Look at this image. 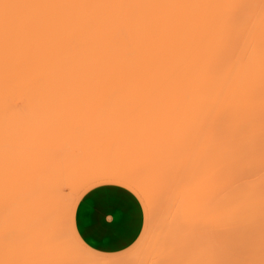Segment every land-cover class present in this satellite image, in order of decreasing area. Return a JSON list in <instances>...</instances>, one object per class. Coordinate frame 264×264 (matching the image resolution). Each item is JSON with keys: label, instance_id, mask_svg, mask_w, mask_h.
Listing matches in <instances>:
<instances>
[{"label": "bare ground", "instance_id": "6f19581e", "mask_svg": "<svg viewBox=\"0 0 264 264\" xmlns=\"http://www.w3.org/2000/svg\"><path fill=\"white\" fill-rule=\"evenodd\" d=\"M83 99H177L179 158L74 177L29 125ZM107 178L142 193L151 227L106 260L68 216ZM0 264H264V0H0Z\"/></svg>", "mask_w": 264, "mask_h": 264}, {"label": "rangeland", "instance_id": "374dc122", "mask_svg": "<svg viewBox=\"0 0 264 264\" xmlns=\"http://www.w3.org/2000/svg\"><path fill=\"white\" fill-rule=\"evenodd\" d=\"M67 101H61V104L59 102H46L45 107H42V109L44 108L43 111L45 112L42 111L41 113L43 114H37L35 117L37 121L35 119L31 120L33 122L30 121V123L34 125L32 126L30 124L29 126L32 129L44 127L47 130V135H49L48 132L51 135H53L55 132V136L57 134V137L54 135L53 137H55V139L58 138L59 146L62 147V149L61 147H59V149L61 151L64 150L62 151V154H64L65 150L67 151L66 153L69 154L70 158L67 155V160L69 159L71 161H67V165L69 162L73 163V167L71 163L68 167H72L74 169L70 171L71 175V172L76 173H73L74 177H76L77 174L78 176L81 175L85 171L95 170L97 172L98 170L99 173L100 169H107V166L109 168L114 164L116 166L120 164L118 168L122 165V169L126 165L127 168L125 167V170L129 168L137 172H140L139 169L142 168V172L145 170L143 166L147 165V163H149L148 168L151 169L153 165L150 167V163H155V167L156 164L159 165L158 163L165 159L164 161L165 163L167 162V164H163L164 169L171 159L175 161L177 158H179L184 143H178L179 141L181 142L183 140L181 137L183 135H176L179 133L178 128H180V126L177 128V122L179 120L177 117H179V115H177L178 112L176 111L180 106V103L177 101V99H83L78 101ZM8 103L12 104L10 99L8 100ZM35 122L38 123V126L37 123L35 124ZM35 125L37 127H34ZM41 130L42 129L40 128V131ZM170 136H178L181 138L178 139V137H173V139L170 140ZM174 139L177 141V143H174ZM169 140L171 141L170 143ZM171 143H173L172 145L174 147L171 148L174 150L169 149L170 145L168 146V144ZM174 144H178V146L181 144L182 147L181 145L179 147L176 145V147ZM167 147L170 150L169 153L167 151ZM180 147L182 149H180ZM22 148L24 149V147H21V149ZM177 148L180 151L179 155H177L178 153L176 152L178 151ZM66 153L64 155H66ZM170 154L173 157H171ZM173 154L176 155V159ZM164 156H166V158H171L168 159L170 161H167ZM156 167L160 169V167L162 168V165H160V167ZM147 169L145 171H148ZM159 169H156L157 172ZM119 171L124 170L120 169ZM102 172H106V170ZM151 172L153 171L151 170ZM106 184L118 185L130 191L137 198L141 207L143 218L140 231L136 238L127 247L121 250L112 252L99 251L100 253L104 254L124 253L134 248L136 245V242L143 231L146 211L139 197L133 192L132 186H130L132 189L130 190L121 184ZM148 209L149 229L151 227V208L148 206ZM25 222L27 221L25 220ZM27 225L25 223V226L23 227V235L26 239H28L30 236V229L27 228ZM145 239L146 236L133 251L125 256L128 257V255L130 256L131 253H135L137 249H139L144 243Z\"/></svg>", "mask_w": 264, "mask_h": 264}, {"label": "crops", "instance_id": "0c3cea01", "mask_svg": "<svg viewBox=\"0 0 264 264\" xmlns=\"http://www.w3.org/2000/svg\"><path fill=\"white\" fill-rule=\"evenodd\" d=\"M106 183L121 184L130 190L132 186L146 211L143 231L136 245L124 253L104 254L99 251L121 250L136 238L143 218L141 207L130 191ZM68 226L77 245L86 253L102 259H114L127 255L144 239L149 226V209L143 195L132 184L119 179H99L84 186L74 197Z\"/></svg>", "mask_w": 264, "mask_h": 264}]
</instances>
